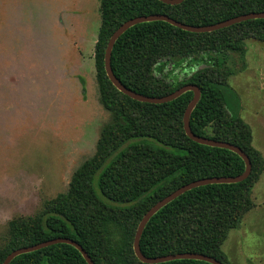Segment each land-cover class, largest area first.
Returning a JSON list of instances; mask_svg holds the SVG:
<instances>
[{
	"label": "trees",
	"instance_id": "1",
	"mask_svg": "<svg viewBox=\"0 0 264 264\" xmlns=\"http://www.w3.org/2000/svg\"><path fill=\"white\" fill-rule=\"evenodd\" d=\"M99 28L94 45L98 100L110 118L99 131L94 153L73 171L67 189L46 200L32 216L9 222L0 264L13 249L55 237L77 241L94 264H148L132 248L142 215L159 199L192 180L231 176L244 170L235 152L191 140L182 117L192 98L185 91L162 103L141 102L123 94L104 70L111 33L138 15L166 14L192 25L215 23L250 11H264V0H98ZM264 42V18L247 19L210 32H189L162 20L126 29L110 56L114 75L127 88L162 96L183 84L200 89L189 116L191 131L230 142L249 157V175L234 183H212L181 193L144 226L139 248L145 256L198 252L228 264L221 244L253 207L251 191L264 170V157L252 144L249 125L239 116V98L228 83L232 55L243 67L246 39ZM9 264H87L67 243L21 253ZM154 264H211L174 259Z\"/></svg>",
	"mask_w": 264,
	"mask_h": 264
},
{
	"label": "rangeland",
	"instance_id": "2",
	"mask_svg": "<svg viewBox=\"0 0 264 264\" xmlns=\"http://www.w3.org/2000/svg\"><path fill=\"white\" fill-rule=\"evenodd\" d=\"M98 0H0V247L9 222L67 189L110 118L98 100ZM232 55L228 83L264 157V42ZM253 207L221 244L228 264H264V170Z\"/></svg>",
	"mask_w": 264,
	"mask_h": 264
},
{
	"label": "water",
	"instance_id": "3",
	"mask_svg": "<svg viewBox=\"0 0 264 264\" xmlns=\"http://www.w3.org/2000/svg\"><path fill=\"white\" fill-rule=\"evenodd\" d=\"M166 4H178L181 3L183 0H160ZM254 18H264V11H250L247 13L239 14L215 23L211 24H205V25H192V24H186L183 22H180L178 20H175L171 17H169L166 14L161 13H152V14H146V15H138L134 16L132 18H129L122 22L109 36L105 49H104V70L106 72V75L110 82L116 87L117 90L122 92L123 94L129 96L132 99L141 101V102H148V103H162L170 101L180 94H182L185 91H191L192 92V98L188 102L184 113L182 117L183 122V129L185 134L193 141L205 144L209 146H215V147H221L229 149L235 153H237L242 160L244 161V170L237 175H231V176H210V177H203L199 179L192 180L186 184H183L179 187H177L175 190L171 191L169 194L164 196L163 198L156 201L141 217L139 220L135 234L132 241V248L134 251V254L138 260H140L143 263L148 264H154V263H160L165 262L169 260L174 259H196V260H203L206 262H209L211 264H222L219 260L198 252H177V253H171V254H165V255H159V256H145L141 253L139 248V238L142 233V230L150 217L159 210L162 206H164L166 203L180 195L181 193L185 192L186 190H189L193 187H197L200 185L205 184H212V183H234L239 182L243 179H245L251 170V162L249 160V157L247 154L237 145H234L230 142L226 141H220L209 137L199 136L194 134L189 126V116L190 113L197 103L199 97H200V89L197 85L192 83H186L180 86L179 88L175 89L174 91L167 93L162 96H148L144 94H140L138 92H135L129 88H127L125 85L121 83V81L114 75L111 65H110V56H111V50L112 47L117 40V38L130 26L145 22V21H153V20H162L170 23L171 25L178 27L180 29L189 31V32H195V33H201V32H210L214 31L220 28L227 27L231 24L238 23L247 19H254ZM55 243H67L72 246H74L83 256L84 260L87 264H94V262L91 260L87 252L82 248V246L75 240L68 238V237H55L51 238L42 242H38L32 245L28 246H22L16 249H13L10 251L5 258L3 259L1 264H9V262L17 255L25 252H30L45 246H48L50 244Z\"/></svg>",
	"mask_w": 264,
	"mask_h": 264
}]
</instances>
